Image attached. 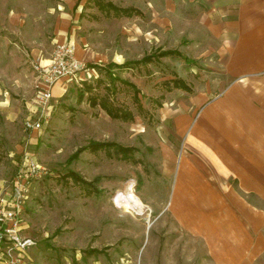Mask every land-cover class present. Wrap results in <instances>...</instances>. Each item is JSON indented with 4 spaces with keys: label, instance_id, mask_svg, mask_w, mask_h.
<instances>
[{
    "label": "rangeland",
    "instance_id": "rangeland-1",
    "mask_svg": "<svg viewBox=\"0 0 264 264\" xmlns=\"http://www.w3.org/2000/svg\"><path fill=\"white\" fill-rule=\"evenodd\" d=\"M180 3L0 0V199L24 153L46 170L31 181L24 203L20 233L35 243L20 264H215L196 228L202 214L212 221V212L197 210L194 194L173 203L185 142L177 130L197 115L193 110L184 124L180 118L195 106L198 89L218 92L222 84L213 89V82L223 67L212 60L225 55L180 32ZM62 36L91 76L65 83L46 125L27 131L31 64H45ZM171 49L181 56H160ZM149 54V63H131ZM177 79L188 92L174 87ZM103 101L125 117L112 118ZM185 170V183L195 182Z\"/></svg>",
    "mask_w": 264,
    "mask_h": 264
},
{
    "label": "crops",
    "instance_id": "crops-1",
    "mask_svg": "<svg viewBox=\"0 0 264 264\" xmlns=\"http://www.w3.org/2000/svg\"><path fill=\"white\" fill-rule=\"evenodd\" d=\"M180 2V32L225 57L212 60L223 67L213 82V89L222 84L218 92L198 89L195 106L187 105L180 118L184 124L193 110L197 115L192 126L177 130L185 142L173 204L182 206L183 194H194L197 210L212 212L213 220L202 214L196 228L215 264H236L237 258L258 264L264 259V0ZM61 91L55 85L53 98ZM188 168L195 182L185 183Z\"/></svg>",
    "mask_w": 264,
    "mask_h": 264
},
{
    "label": "built area",
    "instance_id": "built-area-1",
    "mask_svg": "<svg viewBox=\"0 0 264 264\" xmlns=\"http://www.w3.org/2000/svg\"><path fill=\"white\" fill-rule=\"evenodd\" d=\"M45 61V64L40 61L31 64L35 74L34 118L32 115L25 121L24 129L27 131H38L48 122L55 85L60 84L63 89L65 83L81 82L91 76L76 56V48L71 41L54 43ZM45 174V168L30 154H23L10 191L0 199V264H20L24 251L34 245L32 238L20 233L22 211L31 181Z\"/></svg>",
    "mask_w": 264,
    "mask_h": 264
},
{
    "label": "trees",
    "instance_id": "trees-1",
    "mask_svg": "<svg viewBox=\"0 0 264 264\" xmlns=\"http://www.w3.org/2000/svg\"><path fill=\"white\" fill-rule=\"evenodd\" d=\"M123 12L126 14H129V10L128 9H125V10H123ZM174 54H176V55H179V56H181V54L178 52V51H176V50H164V51H162L161 53H160V56L161 57H164V56H170V55H174ZM151 55L149 54V55H145V56H143L140 60H136V61H134V62H131V63H133V64H147V63H149L150 61H151ZM185 59V58H184ZM124 64H126V63H123V64H121V65H124ZM109 76V78H110V80H112V81H114L116 78H114L111 74H109L108 75ZM133 87V86H132ZM174 87L175 88H178V89H181V90H185V91H188L189 89H188V87L184 84V82L182 81V80H179V79H177L175 82H174ZM85 89L86 90H88L89 89V86H85ZM85 90V91H86ZM80 97L82 96V94H83V91H81L80 93ZM95 104V102H94V100L92 101V105H94ZM102 106V108H104V109H106L107 110V112L111 115V117L112 118H122V117H125V112H121L120 110H118V109H110V108H107L106 107V103H105V101H103L102 102V104H101ZM123 115V116H122ZM92 146H95V147H97V144H92ZM91 252H93V253H96L97 252V250H91Z\"/></svg>",
    "mask_w": 264,
    "mask_h": 264
}]
</instances>
